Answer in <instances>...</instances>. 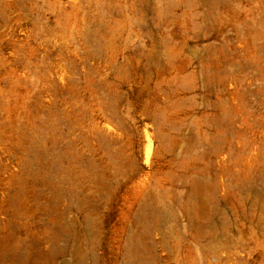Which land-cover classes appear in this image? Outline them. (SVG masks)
<instances>
[{
    "label": "rangeland",
    "instance_id": "1",
    "mask_svg": "<svg viewBox=\"0 0 264 264\" xmlns=\"http://www.w3.org/2000/svg\"><path fill=\"white\" fill-rule=\"evenodd\" d=\"M213 209L264 264V0H0V264H215Z\"/></svg>",
    "mask_w": 264,
    "mask_h": 264
},
{
    "label": "bare ground",
    "instance_id": "2",
    "mask_svg": "<svg viewBox=\"0 0 264 264\" xmlns=\"http://www.w3.org/2000/svg\"><path fill=\"white\" fill-rule=\"evenodd\" d=\"M218 214L219 213L216 212L214 209L211 212L208 211V214H207L208 220L206 222L205 230L202 228L203 226L201 228L205 231L206 239L208 240L207 241V245H208L207 251L209 252V258L214 259L215 264H229L230 262L229 257L228 258L224 257V259H221L219 255V250L216 248L215 243H214V242H217L216 238H217L218 233H220L219 232L220 230H221V233L222 232L224 233L227 231L226 225H224V223L220 222L219 225L217 224L216 217L218 216ZM86 229L89 230L90 227L86 226Z\"/></svg>",
    "mask_w": 264,
    "mask_h": 264
}]
</instances>
